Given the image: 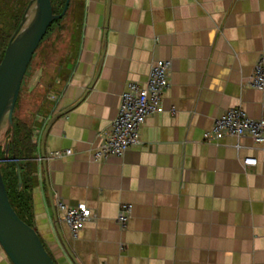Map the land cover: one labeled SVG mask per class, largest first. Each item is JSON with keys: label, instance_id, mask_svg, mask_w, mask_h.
<instances>
[{"label": "crops", "instance_id": "crops-1", "mask_svg": "<svg viewBox=\"0 0 264 264\" xmlns=\"http://www.w3.org/2000/svg\"><path fill=\"white\" fill-rule=\"evenodd\" d=\"M71 10L64 63L33 66L15 112L33 128V221L58 264H264V145L205 138L232 107L264 116V89L249 85L264 56V0H73ZM159 59L171 61L170 85L142 143L95 159L121 94ZM70 107L44 160L47 124ZM61 200L92 210L76 237ZM123 204L133 205L126 227ZM0 264H13L1 246Z\"/></svg>", "mask_w": 264, "mask_h": 264}, {"label": "built area", "instance_id": "built-area-1", "mask_svg": "<svg viewBox=\"0 0 264 264\" xmlns=\"http://www.w3.org/2000/svg\"><path fill=\"white\" fill-rule=\"evenodd\" d=\"M172 64L170 60H156L145 83L129 82L121 94V101L116 117L109 131L102 135L101 143L95 151V159L101 160L111 156H121L129 148L142 143L141 127L148 116L163 108L165 91L170 85ZM249 85L264 89V56H260L255 64ZM225 136H250L256 143L264 145V116L252 118L241 107H232L218 117L212 128L205 133L207 140L221 139ZM72 153V149L56 151L52 155L63 157ZM245 165H257V158H246ZM62 218L68 225L72 235L78 236L80 230L92 218V210L86 204L69 205L58 201ZM133 205L123 204L118 215V222L126 227Z\"/></svg>", "mask_w": 264, "mask_h": 264}, {"label": "water", "instance_id": "water-1", "mask_svg": "<svg viewBox=\"0 0 264 264\" xmlns=\"http://www.w3.org/2000/svg\"><path fill=\"white\" fill-rule=\"evenodd\" d=\"M70 2L71 0H66L61 13L55 14L52 0H30L18 27L13 33L0 62V141L3 135L14 125V111L22 82L35 51L50 25L66 14ZM104 52L105 44L103 46ZM71 108L56 113L48 122L41 142V155L44 160L46 158L45 138L49 128L61 114L66 113ZM18 174L21 183L19 169ZM0 245L13 264H58L45 247L36 227L22 219L11 204L1 166ZM67 250L73 258L68 247ZM74 261L78 264L75 259Z\"/></svg>", "mask_w": 264, "mask_h": 264}, {"label": "trees", "instance_id": "trees-1", "mask_svg": "<svg viewBox=\"0 0 264 264\" xmlns=\"http://www.w3.org/2000/svg\"><path fill=\"white\" fill-rule=\"evenodd\" d=\"M29 2L30 0H26L24 7L20 9V11L18 10L17 16H14L15 22L8 29L6 28L4 29L3 27L0 26V62L4 57L7 45L11 40L12 34L18 27ZM65 2L66 0L60 1L58 6H60V8L62 9ZM72 3L73 0H71L70 2L68 11ZM54 12L58 13L59 11L54 10ZM62 18L56 19L50 25L43 40H45L46 36L52 33V30L56 25L60 24ZM42 41L40 42L39 46L41 45ZM33 58L27 70L32 64ZM25 76L22 82V86L25 80ZM22 86H21V91H22ZM21 91L14 111V118H13L14 125L3 135L0 141V166L3 172V177L11 204L13 205V207L15 208V210L22 219H24L30 225L35 226L33 221L34 212H33L32 194H33V185L35 182L34 179L35 167L33 161L35 160L36 156L34 154L35 143L32 142L33 128L27 123L18 121L15 117V112L18 107ZM18 169L20 170V174H21V183L19 181ZM49 253L53 257L50 251ZM53 259L55 260L54 257Z\"/></svg>", "mask_w": 264, "mask_h": 264}, {"label": "rangeland", "instance_id": "rangeland-1", "mask_svg": "<svg viewBox=\"0 0 264 264\" xmlns=\"http://www.w3.org/2000/svg\"><path fill=\"white\" fill-rule=\"evenodd\" d=\"M60 1L62 0H53L55 11L61 10L60 6H58ZM25 2L26 0H0V26L8 29L15 22L14 16H17L18 10L20 11L24 7ZM72 5L69 11L67 10L68 12H66L60 24L53 28L52 33L46 36L45 40L42 41L36 50L32 64L26 71L25 79L31 73V68L35 67L36 64L42 63L43 65L54 64L55 66H60L64 63L65 49L74 34L76 26L74 17H69L72 14L70 13L72 12Z\"/></svg>", "mask_w": 264, "mask_h": 264}, {"label": "flooded vegetation", "instance_id": "flooded-vegetation-1", "mask_svg": "<svg viewBox=\"0 0 264 264\" xmlns=\"http://www.w3.org/2000/svg\"><path fill=\"white\" fill-rule=\"evenodd\" d=\"M52 5H53V11H54L55 8H54L53 0H52ZM64 5H65V3H64ZM63 8H64V6L62 7V9H61L58 13H56V12H54V13H55V14H59V13H61V11L63 10Z\"/></svg>", "mask_w": 264, "mask_h": 264}]
</instances>
